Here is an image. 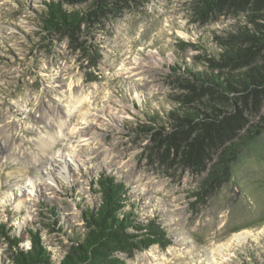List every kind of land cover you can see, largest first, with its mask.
Returning a JSON list of instances; mask_svg holds the SVG:
<instances>
[{"label": "rangeland", "instance_id": "obj_1", "mask_svg": "<svg viewBox=\"0 0 264 264\" xmlns=\"http://www.w3.org/2000/svg\"><path fill=\"white\" fill-rule=\"evenodd\" d=\"M51 1L89 16L77 29L46 31ZM93 2L0 0V226L23 249L28 229L38 233L58 264L86 231L83 212L101 203L103 174L123 185L122 214L132 212L134 226L152 222L165 233V246L116 254L123 264L151 249L160 264H264V131L212 190L198 188L205 171L164 157L154 136L169 126L178 77L206 64L218 50L215 35L237 19L224 6L202 12L199 0H108L101 9ZM49 113L66 125L40 166L31 158ZM71 130L115 160L84 148L71 161ZM11 257L0 236V264Z\"/></svg>", "mask_w": 264, "mask_h": 264}, {"label": "trees", "instance_id": "obj_2", "mask_svg": "<svg viewBox=\"0 0 264 264\" xmlns=\"http://www.w3.org/2000/svg\"><path fill=\"white\" fill-rule=\"evenodd\" d=\"M199 1L202 12L216 13L224 6L226 15L237 20L222 35H215L218 50L206 57V64L186 68L178 77L179 95L167 114L169 126L158 128L154 136L165 146L164 157L172 155L183 167L205 171L198 188L212 190L240 150L264 131V0ZM106 3L95 0L91 5L101 9ZM46 6L42 19L46 31L77 29L89 16L80 8L68 9L54 1ZM98 185L101 203L83 212L86 231L72 241L58 264H123L116 254L166 245L161 228L152 222L134 226L133 213L122 214L121 183L102 174ZM28 232L31 244L23 249L21 239L0 226L13 264H54L38 233Z\"/></svg>", "mask_w": 264, "mask_h": 264}, {"label": "bare ground", "instance_id": "obj_3", "mask_svg": "<svg viewBox=\"0 0 264 264\" xmlns=\"http://www.w3.org/2000/svg\"><path fill=\"white\" fill-rule=\"evenodd\" d=\"M139 70H140V67L135 68V71H137V73H139L138 72ZM69 97H70V101H73L72 100L73 96L70 95ZM75 102L76 101H73L72 104L74 105ZM44 119H45V117H44ZM45 121H46L45 124L47 123L46 125H49V127L47 126V130H45V132L43 134H38V137H37V142L39 143V144H37V146H38V150L40 152L38 154H33V157L31 158L36 165H40V166L41 165L43 166L46 159L48 158V156L46 155V152L48 151L49 147L52 146L57 141L59 136L64 134L63 133V130H64L63 127L66 125L65 120H63L60 116H56V117L51 116V113H49L46 116ZM71 131L72 132H71L70 136L74 139V141L72 144L68 145V150H67V152H68L67 156L70 157L71 161H75V159H77V158L81 159V153L84 150V148L87 151V153L89 154L88 157H90L92 155V157L94 156L95 158H97V157H99V155H103V156H106L105 157L106 161L109 160L110 162H112L115 160L113 157L107 155V153H103V154L100 153L101 150L92 149V147H89V146L86 147V145H88L89 139L87 137H85V135L79 133V131H73V130H71ZM10 150L11 149H9V151ZM65 169H66L65 167H64V169L62 168L61 170L58 171V173L61 174L62 171L63 172L65 171ZM220 249L221 248H215L214 250H216L218 253H220L219 252ZM170 251H172V253L174 252L172 249H170ZM185 251H188V249H186ZM209 254L212 255L211 251L209 252ZM162 257L161 256H155L153 249H151L149 251V253L146 252V253L139 254V256L137 257V263L138 264H160L161 260L163 259Z\"/></svg>", "mask_w": 264, "mask_h": 264}]
</instances>
